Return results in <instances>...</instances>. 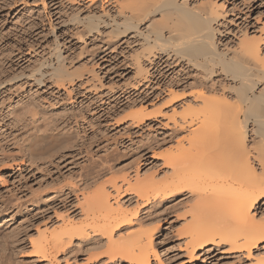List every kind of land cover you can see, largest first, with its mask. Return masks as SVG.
<instances>
[{
  "label": "bare ground",
  "instance_id": "obj_1",
  "mask_svg": "<svg viewBox=\"0 0 264 264\" xmlns=\"http://www.w3.org/2000/svg\"><path fill=\"white\" fill-rule=\"evenodd\" d=\"M86 1L92 5L86 7L88 13L82 16L76 12L73 19L83 29L77 35L80 40L86 43V38L105 36L109 40L105 44L114 50L127 39L132 50L129 62L134 71L135 91L153 83V70L160 74L163 65L181 67L182 71L173 74L175 78L166 84V105L174 106L189 98L188 92L180 94V88L197 90L190 94L193 101L182 106V114L174 108L168 118L176 129L196 127L190 131L188 148L178 142V146L165 152L163 166L168 171L161 181L141 180L138 174L134 184L127 178L122 180L139 199L138 208L129 209L117 199L121 190L117 182H112L111 187L117 195L114 199L104 184L90 191L97 181L81 186L77 191L80 196H76L81 220L66 221L52 232L38 229V239H30L33 254L43 261L50 259L49 264H59L61 256L67 260L77 249L72 245L87 242L90 251L96 250L101 248L99 237H105L104 247L111 259L121 257L130 264H151L152 257H158L153 245L157 228L142 230L146 221L140 219L139 206L167 205L188 197L186 203L194 204L187 206L191 220L180 235L186 237L190 261L198 253L226 245L231 252L252 258L253 264H264V34L251 36L245 29L242 37L237 38L236 47L224 45L222 49L221 38L226 36L222 26L227 24L228 17L226 4L220 2ZM109 4L111 9L106 7ZM102 50L99 52L103 53ZM50 56V61L42 58L41 65L26 78L34 79L39 86H44L49 78L70 95V88L82 75L75 79L59 44ZM185 66L192 68L193 74ZM218 73L223 76L221 82L216 81ZM4 85L0 81V92ZM92 87L97 89L96 85ZM25 110L31 117L38 114L31 104ZM19 111L18 107L14 114ZM177 115L182 119L180 123L176 121ZM42 119L38 120V132L18 145L19 153L44 158L74 137L71 131L42 130L50 120ZM132 226L138 229L127 232Z\"/></svg>",
  "mask_w": 264,
  "mask_h": 264
},
{
  "label": "rangeland",
  "instance_id": "obj_2",
  "mask_svg": "<svg viewBox=\"0 0 264 264\" xmlns=\"http://www.w3.org/2000/svg\"><path fill=\"white\" fill-rule=\"evenodd\" d=\"M193 1L226 4L228 21L222 26L226 31L221 38L222 49L224 45L236 47L243 30L251 36L264 34V0ZM88 4L86 0H0V81L5 83L0 92V264H49L50 259L43 261L33 254L30 239H38V229L52 232L66 221L81 220L76 196H80L78 188L88 183L97 181L91 192L104 184L114 199L117 195L111 187L112 182H117L121 188L117 199L129 209L138 208L139 199L122 180L127 178L134 184L138 174L141 180L161 181L168 171L163 166L165 152L180 142L188 148L190 131L196 127L176 129L168 118L174 108L182 114V106L193 101L190 94L197 90L180 88V94L188 92L189 98L174 106L166 105L169 101L164 94L166 84L175 78L173 74L182 71L181 67L161 66L165 76L153 70L156 77L153 83L135 91L132 50L126 44L127 39L114 50L105 44L108 40L105 36L86 38V43L80 40L77 35L83 29L73 19L78 13L85 16L92 6ZM106 7L112 8L110 4ZM57 44L75 79L82 75L70 88L73 90L70 95L49 78L44 86L26 78L41 65L42 58L50 61ZM101 48L103 53L99 52ZM189 70L193 74V69L187 67L186 71ZM93 76L98 77L90 81ZM222 79L218 73L216 81ZM93 85L96 90L91 89ZM30 104L38 113L34 117L25 110ZM18 107L20 111L15 115ZM179 115L176 121L180 123ZM41 117L50 119L42 130L71 131L74 137L44 158L19 153L18 145L38 132ZM134 120L141 121L134 124ZM186 201L188 197L167 205L139 206L140 219L146 221L142 230L157 228L153 245L158 257H152L151 264H253L252 258L231 252L226 245L198 253L190 261L186 237L180 235L191 220L188 207L194 205ZM136 229L132 226L127 232ZM106 242L105 237H99L101 248L91 251L87 242L76 243L71 246L77 249L68 256V262L65 256L58 262L130 264L121 257L111 259L106 254Z\"/></svg>",
  "mask_w": 264,
  "mask_h": 264
}]
</instances>
